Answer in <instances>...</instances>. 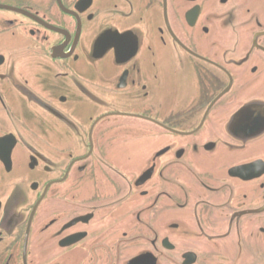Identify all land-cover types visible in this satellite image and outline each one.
<instances>
[{
  "label": "flooded vegetation",
  "instance_id": "af4514ba",
  "mask_svg": "<svg viewBox=\"0 0 264 264\" xmlns=\"http://www.w3.org/2000/svg\"><path fill=\"white\" fill-rule=\"evenodd\" d=\"M0 264H264V0H0Z\"/></svg>",
  "mask_w": 264,
  "mask_h": 264
},
{
  "label": "snow or ice",
  "instance_id": "6c2138e0",
  "mask_svg": "<svg viewBox=\"0 0 264 264\" xmlns=\"http://www.w3.org/2000/svg\"><path fill=\"white\" fill-rule=\"evenodd\" d=\"M245 117L243 115H241V119H244Z\"/></svg>",
  "mask_w": 264,
  "mask_h": 264
}]
</instances>
